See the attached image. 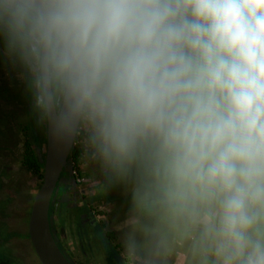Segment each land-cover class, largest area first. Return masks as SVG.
<instances>
[{
	"label": "clouds",
	"instance_id": "obj_1",
	"mask_svg": "<svg viewBox=\"0 0 264 264\" xmlns=\"http://www.w3.org/2000/svg\"><path fill=\"white\" fill-rule=\"evenodd\" d=\"M0 66L58 154L132 185L130 255L264 264V0H0Z\"/></svg>",
	"mask_w": 264,
	"mask_h": 264
},
{
	"label": "rangeland",
	"instance_id": "obj_2",
	"mask_svg": "<svg viewBox=\"0 0 264 264\" xmlns=\"http://www.w3.org/2000/svg\"><path fill=\"white\" fill-rule=\"evenodd\" d=\"M13 78L15 76H10L0 66L1 82H10ZM3 86L4 89L0 88L2 96L6 85ZM15 94L21 96L19 91ZM8 99L16 101L15 98ZM18 114L19 112L12 109V104L7 107L4 102L1 103L0 148L4 149L3 151L0 149V178L4 181L0 179V214L9 213L10 224L14 226L13 228H20L21 235L22 230H28L30 211L43 180L22 164L24 147L28 140L27 133L23 132V129L29 125V120H22L16 116ZM32 128L35 132L34 124ZM28 135L29 138L31 136L34 139L31 132ZM35 149L37 155L41 156L46 154L47 146L44 143L42 149ZM79 168L77 172L72 162L68 164L54 200L52 217L53 229L57 232L56 237L75 264H146L149 258L152 259L153 264H184L185 255L179 244L159 254L154 250L140 247L130 255L126 251L125 241L132 231V226L128 223L133 216L132 185L108 181L97 168L83 162L82 159ZM7 179L13 181L9 183L10 180ZM106 181L111 183V189L105 187ZM62 203L65 204L64 208ZM86 210H90L91 213H87ZM78 219L83 220L82 233L77 232ZM148 219L150 218L141 217V222H146ZM0 221L2 226V217ZM98 226L103 227L98 228ZM116 228H121V231L127 229L118 232ZM101 233L114 234L115 239L104 240L99 236ZM137 236L138 239H142L139 233ZM25 241L26 243L15 237L14 244L9 246L10 251L5 249L1 252L0 248V264H40L31 243ZM17 253L19 256H16Z\"/></svg>",
	"mask_w": 264,
	"mask_h": 264
},
{
	"label": "water",
	"instance_id": "obj_3",
	"mask_svg": "<svg viewBox=\"0 0 264 264\" xmlns=\"http://www.w3.org/2000/svg\"><path fill=\"white\" fill-rule=\"evenodd\" d=\"M43 183L35 196L29 220V235L34 251L41 264H75L60 248L53 233L51 207L55 193L66 171L71 153L58 154L46 140Z\"/></svg>",
	"mask_w": 264,
	"mask_h": 264
},
{
	"label": "trees",
	"instance_id": "obj_4",
	"mask_svg": "<svg viewBox=\"0 0 264 264\" xmlns=\"http://www.w3.org/2000/svg\"><path fill=\"white\" fill-rule=\"evenodd\" d=\"M3 89H4V87H3ZM2 93H3V95L5 97L11 98V99L15 98L17 100L20 99V96L16 95L14 90L10 89L9 87H5V90ZM26 105H27V109H28L29 108V104L26 103ZM29 111H30V109H29ZM28 123H29V125L25 126L26 128L23 129L24 132L27 133L26 137L28 138V140H27V142L25 144V147H24V154H23L22 164H23V166L25 168H27L28 170H30L33 173H35L36 175H38L40 177L41 180H43V172H44V166H45V155L38 156L37 153H36V149L35 148H39V150L42 149V145L44 143L46 144V135L41 130L37 129L36 127H35V132H34V128H32L33 124H32V121H31L30 118H29V122ZM30 132H31L32 136L34 137V139H32L31 136L29 138L28 133H30ZM37 133H39V135H37ZM70 162H72L74 164L75 170L77 172H79V169H80L79 166H80V162H81V157H80L78 149H74L72 151L69 163ZM9 180H10L9 183H11L13 181L11 179H9ZM105 187L111 189L112 185H111L110 182L106 181L105 182ZM57 191H59V190H57ZM57 194H58V192L55 193V197H56ZM106 195L107 194H105L104 196L106 197ZM54 199H53V202H54ZM62 207L63 208L65 207L64 203H62ZM53 213H54V203L52 204L51 212H50L52 223H53L52 217L54 215ZM81 213L82 212L80 211V214ZM88 213H91V211L88 210ZM5 218H6L5 229H6V234L8 236L7 241L8 242L9 241L12 242L13 240H15L16 234L20 233V230H18L16 228H13L14 226H12V224L9 223L10 217L5 216ZM102 227L98 226V228H102ZM82 228H84L83 220H79L78 219L77 220V229H78L77 232L78 233H82V231H83ZM101 232L103 233L102 230H101ZM53 233H54V235L57 234V232L54 229H53ZM102 233L99 236L101 238H103L104 240L107 239V240H111L112 241L113 239H115L114 234H111V233L109 234L108 233V234L104 235ZM20 239L30 241V235H29L28 230H26L24 234L21 233ZM57 241H58V244H59L60 248L64 251L62 245L60 244V240L57 239ZM65 254L68 256V254L66 252H65Z\"/></svg>",
	"mask_w": 264,
	"mask_h": 264
},
{
	"label": "crops",
	"instance_id": "obj_5",
	"mask_svg": "<svg viewBox=\"0 0 264 264\" xmlns=\"http://www.w3.org/2000/svg\"><path fill=\"white\" fill-rule=\"evenodd\" d=\"M1 82V81H0ZM3 85H6V87H9L10 89H12V90H14V92H16V91H19L20 93H21V96H20V99L19 100H17V99H15L16 101H14V100H9L7 97H5L4 95L2 96V95H0V105H1V103H3L4 102V105H7V107H9V105H11L12 104V109H14V111L15 112H19V114L18 115H16L17 117H19V118H22V120L23 119H27V120H29V108L27 109V105H26V103L28 104V99H27V97H26V95H25V92H24V87H23V85H22V83L21 82H19L18 80H16L15 78H13V80L12 81H10V82H1L0 83V88H2V87H4ZM1 101H3V102H1ZM2 108V107H1ZM7 121V120H6ZM5 121V122H6ZM24 132V131H23ZM6 137V136H5ZM46 140H47V137H46ZM3 149L4 148H1V150L3 151ZM1 179H3V178H1ZM14 179V178H13ZM7 180H9V179H7ZM2 181H4V179L2 180ZM8 191V190H7ZM86 212L88 213V210H86ZM30 215H31V211H30ZM5 216H8V217H10L11 218V215L9 214V213H7L6 212V214L5 213H3V214H0V217H2V219H3V224H2V226H0V248H1V252H4V250L6 249L7 251H10L11 249H10V245L11 244H14V241L15 240H13L12 242L11 241H7V238H8V236H7V234H6V229H5V223H6V218H5ZM10 220V219H9ZM30 220V219H29ZM1 222V221H0ZM10 223V222H9ZM17 229V228H16ZM121 228H116V230L118 231V232H123V231H125V229H127V228H125L124 230H120ZM18 230H20V228H18ZM128 230H129V228H128ZM23 232H22V234H24V231L25 230H22ZM28 232H29V226H28ZM20 237H21V235H20V233L19 234H17L16 235V238H18V239H20ZM21 241H23L24 243H26V241L25 240H23V239H21ZM30 243H31V241H29ZM31 245H32V243H31ZM33 247V246H32ZM34 249V248H33ZM35 252V251H34ZM14 254H15V252L13 253V256H14ZM36 254V253H35ZM16 256H19V253H17L16 254ZM37 256V255H36ZM14 258V257H13ZM16 258H19V257H16ZM14 260V259H13ZM17 260H19V259H17ZM41 264V263H40Z\"/></svg>",
	"mask_w": 264,
	"mask_h": 264
},
{
	"label": "flooded vegetation",
	"instance_id": "obj_6",
	"mask_svg": "<svg viewBox=\"0 0 264 264\" xmlns=\"http://www.w3.org/2000/svg\"><path fill=\"white\" fill-rule=\"evenodd\" d=\"M66 172V171H65ZM65 172H64V174H65ZM60 187V186H59ZM57 190H59V188L57 189ZM56 192H58V191H56ZM55 198V197H54ZM55 200V199H54Z\"/></svg>",
	"mask_w": 264,
	"mask_h": 264
},
{
	"label": "bare ground",
	"instance_id": "obj_7",
	"mask_svg": "<svg viewBox=\"0 0 264 264\" xmlns=\"http://www.w3.org/2000/svg\"><path fill=\"white\" fill-rule=\"evenodd\" d=\"M83 243V242H82ZM89 246V245H88ZM88 252V251H87Z\"/></svg>",
	"mask_w": 264,
	"mask_h": 264
}]
</instances>
